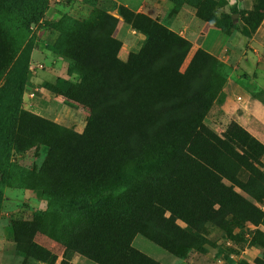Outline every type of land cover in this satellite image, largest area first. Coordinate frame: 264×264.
<instances>
[{
    "label": "rangeland",
    "instance_id": "374dc122",
    "mask_svg": "<svg viewBox=\"0 0 264 264\" xmlns=\"http://www.w3.org/2000/svg\"><path fill=\"white\" fill-rule=\"evenodd\" d=\"M137 1H141L143 10L131 9L126 4ZM211 2L213 4L203 0H0V63L5 65L0 74V264H73L69 262L73 255L81 256L85 264H97L77 252L65 256V247L54 236L59 235L54 234L55 228L58 230L63 221L74 220V214L63 215L61 211L50 209L49 202L54 206L60 204L58 197L53 198L48 193L50 183L46 181L56 171L57 155L49 138L42 135L35 124L50 123L71 132V138L85 145L88 160L93 156L94 147H106L118 120L125 133L144 130L150 126L151 119L147 116L151 103L176 101L173 107L183 104L178 99L185 95L184 87L180 86L185 85L186 79L164 77L159 78L154 88L153 83H146L132 92L126 116L118 110H110L107 116L112 123L89 122L92 113L83 102L87 94L79 92L84 90L85 78L96 85L99 79L95 77H104L106 72L77 59L73 51L82 42L79 37L88 36L84 29L87 25L98 42L93 57L99 55L106 59L103 54L111 52L124 62L131 53H136L145 34L131 26L121 8L154 19L184 39L189 46L177 72L184 75L192 57L198 55L194 61L206 74L207 93L204 112L199 119L197 116L193 133L187 139L178 137L180 134L168 118L166 129L159 125L156 131L161 133L148 146H141L139 161L130 158L125 163L122 176L127 180L137 177L143 180L168 170L178 177L170 185L181 196L174 207L182 208L181 203L195 200L199 209L206 208L211 203L209 194H214L227 206L210 205L214 213L210 221L198 227L201 238L183 236L192 247L183 257L171 254L139 233L133 235L130 245L161 264H264V189L259 191L262 196L256 199L249 190L231 182L256 176L258 172L259 182L264 186V129L253 126L247 107L256 104L264 108V69L258 80V70L243 64L241 55L245 52L235 48L232 52L233 47L225 49V44H221V52L217 45L213 49L218 35L226 37L237 32L251 36L264 15V0ZM183 7L192 11L203 26L202 31H198L199 27L191 31L193 27H189L181 34L159 21L160 13L168 21ZM182 13L187 15L186 11ZM199 14L205 18H200ZM243 31L248 34L244 35ZM85 40L88 41V37ZM92 59L97 61L98 58ZM195 99L199 103L196 96ZM164 111L162 106H156L155 114L160 118ZM61 147L68 151L72 145L66 142ZM253 155L254 166L242 168L240 164H248L245 161ZM69 157L65 153L58 155L63 164ZM199 163L204 172L196 166ZM111 175L100 181L108 180ZM218 182L236 195V203L220 196ZM66 190L72 194V185ZM235 209L237 212H232ZM195 214L199 223L203 216ZM26 223L34 224L30 240L40 248L27 253L18 249L25 244L15 241L17 228Z\"/></svg>",
    "mask_w": 264,
    "mask_h": 264
},
{
    "label": "trees",
    "instance_id": "16d2710c",
    "mask_svg": "<svg viewBox=\"0 0 264 264\" xmlns=\"http://www.w3.org/2000/svg\"><path fill=\"white\" fill-rule=\"evenodd\" d=\"M203 1L213 4L211 0ZM121 11L127 16L132 27L145 34L139 50L131 53L126 61L120 62L111 55V52L103 54L107 60L103 56L102 59L99 58V55L93 57L96 49L98 50V42L97 37L92 35L94 31L87 25L84 29L88 36H80L79 40L82 42L76 45L74 51L72 50L77 59L106 72L104 77H95L89 73L90 76L99 79V82L94 85L89 83V78H85L84 90L79 92L80 94L85 92L88 95L83 98V102L88 105L92 113L89 122L91 120L95 124L100 121L112 123L107 116L110 110H118L119 114L126 116L125 111L132 92L146 83H153L154 88L159 78L164 77L186 79L185 85L180 86V88L184 87L185 95L178 99V102L183 104L173 107L176 101L161 102L159 100L155 104L151 103L147 116V119H151L150 126L144 130L141 128V130L125 133L120 128V120H118L115 127H112V133L109 134L111 137L106 142V147L101 146L102 149L94 147L91 150L93 156L88 160L85 158V145L71 138V132L45 122L40 126L35 125L40 128L42 135L49 138L57 155L56 171L46 181L50 183L48 193L53 198L58 197L60 204L54 206L51 201L50 209L52 212L61 211L63 215L69 212L74 214V220L63 221L62 224L59 223L58 230L57 228L54 230V234L59 233L54 235L55 238L65 247L64 255L70 257L73 252H77L97 264H161L130 245L134 234L139 233L171 254L183 257L186 251L192 248L185 242L183 236L188 234L196 239L201 238L198 227L205 221H210V216L214 213L210 205L217 203L218 207L222 208L226 204L223 205L214 194H209L211 203L206 205V208L199 209L195 200L181 203L182 208H177L174 204L181 196L177 195L170 185L178 177L172 175L171 171L167 170L158 176H149L143 180L138 177L127 180L122 176V172L130 158L134 162L139 161L138 156L142 153L141 146H148L154 137L161 133L160 130L156 131V128L159 125L165 126L168 118L172 119L173 128L181 135L178 137L187 139L193 133L196 118L198 116L199 119V115L204 112L207 102L205 99L207 93L204 88L206 74L196 66L194 61L198 57L196 54L195 58L192 57L186 73L179 74L177 66L187 52L189 44L154 19L142 14H132L123 8ZM199 17L205 18L200 14ZM242 33L248 34L246 31ZM87 37L88 41L85 40ZM200 55L206 57V55ZM92 58L98 59L96 61ZM4 67L5 65L0 63V74ZM156 106L165 108L160 118L155 114ZM138 109L137 113L140 110ZM41 128L46 132L43 133ZM66 142L72 145L68 151L61 147V144ZM64 153L70 156L66 164L58 158V155ZM180 155L185 158L182 151ZM255 159L254 155L248 157L245 161L248 164L241 163L240 166L244 169H247L249 165L254 166ZM196 166L204 172L200 163ZM237 172L240 173L238 169ZM104 173L112 175L108 180L100 181L106 176ZM256 174L242 180L234 179L231 182L246 188L254 198L258 199L262 196L259 191L264 189V186L259 182L260 174L258 172ZM71 185L73 193L68 194L70 191L66 189ZM56 189L59 192H56ZM218 190L222 192L220 194L222 198H231L236 203V195L231 194L228 187L218 182ZM232 212H237V209ZM195 213L203 216L199 223ZM19 226L22 227L17 228L15 241L16 243L22 241L25 245L18 249L26 253L33 252V248L40 249L30 240L35 229L34 224L26 223ZM104 241L107 245H104Z\"/></svg>",
    "mask_w": 264,
    "mask_h": 264
},
{
    "label": "crops",
    "instance_id": "0c3cea01",
    "mask_svg": "<svg viewBox=\"0 0 264 264\" xmlns=\"http://www.w3.org/2000/svg\"><path fill=\"white\" fill-rule=\"evenodd\" d=\"M141 1H137L135 4H129L128 2L126 3L127 6L131 9H136V10H143V5L140 4ZM184 8V7H183ZM186 8V7H185ZM183 9L172 16L169 17V20L167 21L164 20L163 14L160 13L159 15V21L162 22L164 25L169 27L170 29L176 31V32H183L186 31L187 28L193 27L191 29L194 30V28H198V31H202L203 26L201 27V23L193 16L192 11L189 9ZM163 10V9H161ZM182 11H186V14H183ZM161 12V11H160ZM157 15L156 11H154L153 16ZM179 15L185 16L184 19H178L177 17ZM167 21V22H166ZM184 35V34H183ZM217 41L214 44L213 49L216 48L215 45H217V48H219V51L222 49L221 44H225V47L232 46L233 49L230 50L234 52V48L241 52H245L241 55V58H244V66H247L251 70H258L257 71V79L260 80L261 74H262V69H264V15L261 19L260 24L256 28V30L253 32V34L249 37H245L240 35L237 32L231 33L229 36L222 37V36H217ZM226 49V48H225ZM212 52V51H211ZM221 52V51H220ZM218 52V53H220ZM216 53V52H214ZM217 53V54H218ZM260 71V72H259ZM253 73V72H252ZM248 107V112L251 116V121L254 123L253 126L256 129H264V108H262L259 105L256 104H250ZM90 261V260H89ZM69 262L73 264H85L81 256L79 255H73Z\"/></svg>",
    "mask_w": 264,
    "mask_h": 264
}]
</instances>
